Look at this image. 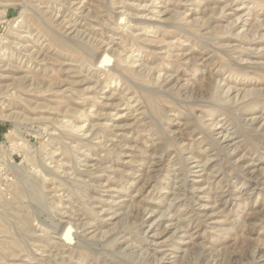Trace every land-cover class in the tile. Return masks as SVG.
Here are the masks:
<instances>
[{
    "label": "rangeland",
    "instance_id": "374dc122",
    "mask_svg": "<svg viewBox=\"0 0 264 264\" xmlns=\"http://www.w3.org/2000/svg\"><path fill=\"white\" fill-rule=\"evenodd\" d=\"M0 165V264H264V0H0Z\"/></svg>",
    "mask_w": 264,
    "mask_h": 264
},
{
    "label": "bare ground",
    "instance_id": "6f19581e",
    "mask_svg": "<svg viewBox=\"0 0 264 264\" xmlns=\"http://www.w3.org/2000/svg\"><path fill=\"white\" fill-rule=\"evenodd\" d=\"M108 9V8H107ZM27 27V26H26ZM76 41V40H75ZM87 51V50H86ZM105 54L107 53V52H104ZM109 55V54H108ZM113 57V56H112ZM109 61H112V59H111V56H106V58H102L98 63H97V65L98 66H100V68L101 67H103V66H106V63H108ZM115 64V63H114ZM114 67V66H113ZM104 68V67H103ZM20 78V77H19ZM18 78V79H19ZM37 79V78H36ZM15 81V80H14ZM76 126V125H75ZM80 127H82V126H80ZM85 127V126H84ZM78 128V127H77ZM79 130V129H78ZM90 131V130H89ZM65 135V134H64ZM56 136V135H55ZM60 136V135H59ZM63 136V135H62ZM58 139H60V138H58ZM53 140V139H52ZM80 140H82V139H80ZM61 142H62V140H60ZM64 142V141H63ZM61 145V144H60ZM12 146H13V148H12V152L13 151H15V150H24V152L26 153V158H30V156L31 155H34V154H32L31 153V151L29 150V147H28V145H27V143H26V141L22 138V137H18L15 141H13V143H12ZM60 149V148H59ZM67 150H68V148H67ZM66 150V151H67ZM11 151H9V152H11ZM11 152V153H12ZM8 154L9 153H7V156H8ZM7 161L9 162V164L11 165V166H14V167H19V165L16 163V160H15V156L14 155H12L11 154V156L10 157H7ZM40 163V162H39ZM1 166V165H0ZM42 168V167H41ZM43 168H44V166H43ZM49 171V174H51V175H54V174H52L53 172H52V170L50 171V170H48ZM90 172H91V170H89ZM104 171V170H103ZM43 172V171H42ZM50 172H52V173H50ZM47 174V173H46ZM91 174V173H90ZM92 174H93V172H92ZM50 175V176H51ZM58 175V174H57ZM22 176V175H21ZM25 176V178H26V176L27 177H29L30 178V176H28V175H24ZM43 176V175H42ZM56 174L53 176V179L54 180H56ZM91 176H93V175H91ZM95 176V175H94ZM20 177V176H19ZM18 177V178H19ZM23 177V176H22ZM48 177V176H47ZM46 176H43V177H39L38 178V181L43 185V184H45L44 182L46 181V178H47ZM52 177V176H51ZM59 178V177H58ZM63 178V177H62ZM83 178V177H82ZM19 179H21V178H19ZM31 179V178H30ZM30 179H29V181H30ZM50 179V178H49ZM52 179V178H51ZM78 179V178H77ZM77 179H75V181H74V183H73V187L71 188L72 190H70V191H72V192H74L75 194H79L80 196H82V191L80 190L81 188H80V186L81 185H83V184H81V183H84V181L83 182H81L82 181V179H81V181L80 180H77ZM92 179V178H91ZM23 180H25V179H23ZM27 180V179H26ZM65 181V180H64ZM94 181V180H93ZM66 183V182H65ZM95 183V182H94ZM61 184H64L63 183V180L61 181ZM17 185V184H16ZM31 185V184H30ZM33 185V184H32ZM31 185V186H32ZM37 184H35V186H36ZM85 185H87L88 186V184H86L85 183ZM84 185V186H85ZM35 186H33L32 188H34ZM38 186V185H37ZM70 186V185H69ZM90 186H92V185H90ZM46 186H44V188H45ZM24 188H25V186H24ZM37 188H39V187H37ZM28 190H30V189H28ZM53 190V189H52ZM62 190V189H61ZM84 190V189H83ZM89 190V189H88ZM26 191V190H25ZM39 192H37L38 193V197L40 198H44V191H43V189H40V190H38ZM27 192V191H26ZM71 192V193H72ZM30 193V192H29ZM36 193V192H35ZM85 193V192H84ZM17 194H18V196H19V198H20V196L23 194V192L20 190V188H17ZM49 195V194H48ZM78 195V196H79ZM71 196H73V194L71 195ZM36 197V196H35ZM91 197V196H90ZM81 198V197H80ZM82 198L84 199V197L82 196ZM27 199V198H26ZM35 199V198H34ZM82 199V200H83ZM5 200V199H4ZM22 200V199H21ZM33 200V199H32ZM34 201V200H33ZM25 202V201H24ZM83 202V201H82ZM81 202V203H82ZM85 202V201H84ZM7 203V202H6ZM17 203H20V202H18L17 201ZM59 204V203H58ZM80 204V203H79ZM8 205V204H7ZM15 205V204H14ZM50 205H52V204H50ZM83 205H86V204H83ZM88 205V204H87ZM27 207V206H26ZM85 207V206H84ZM5 208V207H4ZM10 208H11V206H10ZM9 208V209H10ZM87 208V207H86ZM43 209H44V207H43ZM14 210V209H13ZM7 211V210H6ZM21 211V210H20ZM0 212H1V210H0ZM5 212V211H4ZM19 212V211H18ZM11 213V212H10ZM41 214V213H40ZM84 214V213H83ZM3 215V214H2ZM7 215V214H6ZM20 215V214H19ZM5 216V215H4ZM3 216V217H4ZM12 216V215H11ZM28 216V215H27ZM3 219H5V217L4 218H2V216H0V229H1V232L2 233H4V234H6V236H10V237H12V240H11V242L12 243H15V244H17L18 243V247L19 246H21L22 244H21V241L22 240H20L19 238H16V237H14V236H11L10 235V231H9V226L10 225H12V223L10 224V223H6V222H4L3 223ZM9 219V218H8ZM8 219H6L7 221H9V222H11L10 220H8ZM24 219V218H23ZM13 220H14V218H13ZM12 220V221H13ZM25 220V219H24ZM85 220V219H84ZM20 223V222H19ZM10 224V225H9ZM17 224V223H16ZM22 224V223H21ZM25 225H23V227H24ZM73 227H74V225H72V223H69L67 226H66V228L64 229V232H63V234H62V239H65V241L66 240H68V238L69 237H71V236H73ZM15 228H16V225H15ZM18 228V227H17ZM31 228V227H30ZM29 227H24V229H26V230H29L30 229ZM14 229V228H13ZM11 230V229H10ZM75 232V231H74ZM18 237V236H17ZM9 238V237H8ZM28 239V238H27ZM15 241V242H14ZM29 241V240H28ZM39 241V240H38ZM72 241V240H71ZM90 241V240H89ZM35 242V241H34ZM93 242V241H92ZM36 243V242H35ZM15 246H17V245H15ZM23 246V245H22ZM21 248V247H20ZM121 249V248H120ZM27 255V254H26Z\"/></svg>",
    "mask_w": 264,
    "mask_h": 264
}]
</instances>
